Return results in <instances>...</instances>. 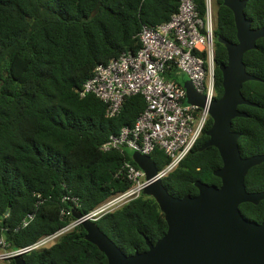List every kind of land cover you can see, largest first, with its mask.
<instances>
[{"label": "trees", "instance_id": "trees-1", "mask_svg": "<svg viewBox=\"0 0 264 264\" xmlns=\"http://www.w3.org/2000/svg\"><path fill=\"white\" fill-rule=\"evenodd\" d=\"M205 13V0H195ZM214 87L222 95L221 64L225 46L217 36L236 41L232 11L214 0ZM180 0H0V236L8 248L28 245L75 220L129 187L116 172L124 161L136 164L127 148L101 150V145L122 126L134 124L145 108L141 94L125 96L119 113L106 115V104L93 93L79 90L99 64H106L141 47L143 26L170 19ZM251 26H264V0H248L244 9ZM246 70L256 76L242 85L243 96L254 105H239L247 117L232 120L240 132L243 157L264 153V37L243 55ZM177 81L179 70L173 69ZM176 75V77H175ZM180 77V76H179ZM203 131L187 155L162 179L176 197L195 195L196 180L220 185L214 170L222 166L216 147L201 146ZM151 157L158 168L169 162L162 150ZM246 190L264 191V162L251 167ZM64 197L69 199H63ZM77 198L78 206L70 199ZM62 208L69 210L64 218ZM8 213L5 215V211ZM243 216L264 221V198L239 205ZM29 213L33 219L18 228ZM125 253L147 249L167 231V222L155 199L143 192L95 220ZM78 223L49 247L23 254L26 264H108L98 247L85 239ZM0 264H15L13 258Z\"/></svg>", "mask_w": 264, "mask_h": 264}, {"label": "water", "instance_id": "water-1", "mask_svg": "<svg viewBox=\"0 0 264 264\" xmlns=\"http://www.w3.org/2000/svg\"><path fill=\"white\" fill-rule=\"evenodd\" d=\"M247 1L223 0L233 13L236 41L216 38L227 51V62L219 66L223 92L208 106L212 123L205 131L208 140L201 149L217 148L222 166L214 170V175L220 178V185L196 180L195 195L173 196L162 179L155 178L158 167L151 155L134 150L131 159L150 180L142 192L155 199L168 227L155 243L145 239L146 250L125 254L94 220L73 210L77 224L85 230V239L105 254L108 264H264V221L249 220L239 209L241 203L257 204L264 198V191H248L244 184L248 170L264 162V153L243 157L238 146L241 133L232 130L234 118L248 116L238 106L254 105L243 96V83L258 79L246 70L243 55L264 37V26L253 28L245 15ZM182 85L188 103L205 105L204 94L197 92L189 79ZM13 260L26 264L22 255L13 256Z\"/></svg>", "mask_w": 264, "mask_h": 264}, {"label": "built area", "instance_id": "built-area-1", "mask_svg": "<svg viewBox=\"0 0 264 264\" xmlns=\"http://www.w3.org/2000/svg\"><path fill=\"white\" fill-rule=\"evenodd\" d=\"M215 20L212 0H205L203 15L195 0H180L177 11L169 20L154 27L143 26L139 33L142 45L136 52L124 53L94 68L79 95L83 97L93 93L101 99L106 104L108 117L119 113L125 96L141 94L146 102L134 124L122 126L118 133L111 134L102 143L101 150L127 148L147 155L156 149L162 150L169 162L158 168L155 178L161 179L187 155L210 117L208 106L216 96ZM173 69L184 73L196 91L204 94L203 107L186 101L182 82L167 76L174 72ZM116 175L126 177L129 187L84 214V217L97 220L138 197L150 182L145 172L129 161L122 163ZM70 199L78 206L77 198ZM68 214L69 210L62 208L61 217ZM33 217L34 213L27 214L18 228L27 226ZM76 224L75 219L28 245L12 249L8 248L4 236H0V260L49 247Z\"/></svg>", "mask_w": 264, "mask_h": 264}, {"label": "rangeland", "instance_id": "rangeland-1", "mask_svg": "<svg viewBox=\"0 0 264 264\" xmlns=\"http://www.w3.org/2000/svg\"><path fill=\"white\" fill-rule=\"evenodd\" d=\"M212 6H213V10H215L216 9V5H215L214 0H212ZM179 76H178V79H180L179 82H183L187 78V76L184 73H182V72L179 73ZM175 77H176V75H175ZM128 151L130 152V154L133 152L131 149H128Z\"/></svg>", "mask_w": 264, "mask_h": 264}, {"label": "flooded vegetation", "instance_id": "flooded-vegetation-1", "mask_svg": "<svg viewBox=\"0 0 264 264\" xmlns=\"http://www.w3.org/2000/svg\"><path fill=\"white\" fill-rule=\"evenodd\" d=\"M215 98H216V97H215ZM215 98H214V99H215Z\"/></svg>", "mask_w": 264, "mask_h": 264}]
</instances>
